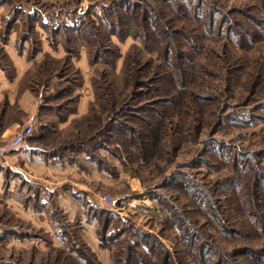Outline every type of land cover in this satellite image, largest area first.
Returning a JSON list of instances; mask_svg holds the SVG:
<instances>
[{
    "label": "rangeland",
    "instance_id": "374dc122",
    "mask_svg": "<svg viewBox=\"0 0 264 264\" xmlns=\"http://www.w3.org/2000/svg\"><path fill=\"white\" fill-rule=\"evenodd\" d=\"M8 50L32 64L0 115L24 120L29 91L40 144H85L102 174L79 179L90 205L27 183L17 210L3 186L0 233L33 235L0 240V264H89L72 242L98 264H141L134 246L161 252L151 264H199L202 245L209 264H264V0H0V67L14 74Z\"/></svg>",
    "mask_w": 264,
    "mask_h": 264
},
{
    "label": "crops",
    "instance_id": "0c3cea01",
    "mask_svg": "<svg viewBox=\"0 0 264 264\" xmlns=\"http://www.w3.org/2000/svg\"><path fill=\"white\" fill-rule=\"evenodd\" d=\"M9 36L6 42L2 44L6 49L10 48L7 44L10 40ZM8 52H10L11 58L15 60L16 67L13 71L14 74H10L5 68L2 66L0 67V108L3 106L5 100L8 102V105H14L16 103V89L19 85L20 77L32 64L29 60L17 56L18 51L8 50ZM18 102L21 109L24 110V120L23 118L13 117L9 113L5 116L0 115V139L2 141H4L6 132L8 130L15 131L21 122H34L35 124L38 120V102L34 95L30 94L29 91L24 92ZM77 105L81 110L80 112L83 113V110L87 108V101H77ZM73 115L77 114L72 113L70 117H73ZM56 123L58 128L68 124L67 121L64 122L60 120ZM40 127H44V129L47 130L49 129L47 123H41ZM55 129L56 128H53V130ZM41 138L42 135L38 129V133L31 136L29 145L26 149H17L9 155L0 154V193H2L5 187L10 195L9 198L5 199V202L7 204H12L16 209H19L20 206L25 207L18 193L21 186L24 188L27 183L30 187L28 194L32 191L31 189H33V186L36 185V187H40L41 190L46 189L52 192V197H56L60 205L67 206L75 203L90 205L93 204L94 201H99L98 193L93 191L90 187H85L84 182L79 180L85 179L89 183L101 180L102 172L99 166L91 160L87 151L85 149L79 150L72 153L71 157H68L67 154H62V151L59 150L60 148L58 147L49 148L40 144ZM103 173L106 172L103 171ZM61 177H67L66 179L69 177V181L60 180ZM41 196H43L42 193L39 194V197ZM65 208L66 212L69 214L68 216L72 219L80 215L78 212H73L67 207ZM85 218L87 217H85L83 213L81 219ZM17 232L20 233V231ZM6 233L5 230H2L0 236H4ZM12 237L17 238L16 236Z\"/></svg>",
    "mask_w": 264,
    "mask_h": 264
},
{
    "label": "trees",
    "instance_id": "16d2710c",
    "mask_svg": "<svg viewBox=\"0 0 264 264\" xmlns=\"http://www.w3.org/2000/svg\"><path fill=\"white\" fill-rule=\"evenodd\" d=\"M129 24H130V21H129ZM129 26H131V25H129ZM7 27V32H9V28L11 27V25H7L6 26ZM81 28H83L82 26H81ZM61 27H56L55 29H53L56 33H58V32H60L61 31ZM58 31V32H57ZM6 32V33H7ZM3 39L6 41L7 40V36H3ZM149 108V107H148ZM154 111V110H153ZM150 112V111H149ZM154 112H156V111H154ZM154 130V134H155V136L157 135V133H158V129H159V127H157V128H153ZM126 132H128V131H126ZM31 138V137H30ZM85 144H83V145H81V147L80 146H78L77 147V150L76 151H79V150H83V149H85ZM65 152L64 151H62V154H64ZM72 154V153H71ZM71 154H68L67 153V155H68V157H71ZM238 183V181H236V180H234V179H230L229 180V185H231L232 187L233 186H236V184ZM12 235V236H16V237H19V238H24V237H31L33 234L32 233H18L17 231H7V233L4 235V236H0V240L1 241H4V240H6V238H7V235ZM66 234V233H65ZM68 248L70 249V250H72L73 252H75V251H78L79 253H80V256H81V258H84L85 260H87V263H89V264H98V263H95V261H92L91 260V258L90 257H87V255H86V253L83 251L84 249L82 248V247H80V249L76 246V244L74 243V242H72L71 244H69V246H68ZM135 246L134 247H131L130 248V250L132 251V253L131 254H135L136 256H135V258H137L136 260L137 261H139L141 264H151V261H152V254H157L158 256L161 254V252H157L156 250H153V248L151 247L150 248V252H152V253H149L150 254V256H149V258H148V260H146V259H143V255L139 252V253H137V251H135ZM199 250H203V251H201V253H199V254H197V261L199 262V264H209V257H207L205 254H207V251L208 250H206V252L204 251V247H203V245L201 246V248L199 249ZM135 251V252H134ZM244 255H246V256H252V258H254L255 256H253V253H252V251L251 250H247V251H245V253H243ZM131 257H133V256H131ZM142 258V259H141ZM260 259H262V260H264V257H260ZM163 260H165V264H173L172 263V256H171V254L170 253H166L165 254V256H164V259ZM126 264H132V263H126ZM217 264H219V263H217Z\"/></svg>",
    "mask_w": 264,
    "mask_h": 264
},
{
    "label": "built area",
    "instance_id": "2783aa9c",
    "mask_svg": "<svg viewBox=\"0 0 264 264\" xmlns=\"http://www.w3.org/2000/svg\"><path fill=\"white\" fill-rule=\"evenodd\" d=\"M34 130V122H28L20 126L10 140L11 147L14 149H26L29 145V140L33 135ZM101 200L109 205L112 209H117V203L113 197L103 196Z\"/></svg>",
    "mask_w": 264,
    "mask_h": 264
}]
</instances>
